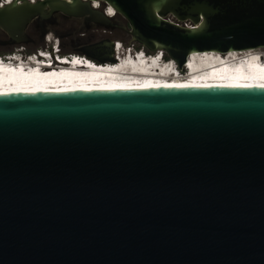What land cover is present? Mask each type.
<instances>
[{"label":"water","instance_id":"water-1","mask_svg":"<svg viewBox=\"0 0 264 264\" xmlns=\"http://www.w3.org/2000/svg\"><path fill=\"white\" fill-rule=\"evenodd\" d=\"M30 31L36 50L70 39L113 65L117 45H139L183 71L192 54L263 50L264 0L0 8V46L26 48ZM97 31L131 39L80 38ZM0 264H264V89L0 95Z\"/></svg>","mask_w":264,"mask_h":264},{"label":"bare ground","instance_id":"bare-ground-1","mask_svg":"<svg viewBox=\"0 0 264 264\" xmlns=\"http://www.w3.org/2000/svg\"><path fill=\"white\" fill-rule=\"evenodd\" d=\"M107 14L113 15L114 13L109 11ZM115 54L117 56V63L111 65L116 66L114 68L115 71L109 67L101 69V71L92 70L91 72L66 68L65 71L60 74L54 72L51 75L43 76L39 72V70H41L40 68L34 71L30 70L29 72H27L25 68L24 70L21 69L24 72L14 71L11 68L0 69V91L4 93H54L60 91H86L89 89L130 90L161 88L166 86L176 87L179 85H193V87L183 88H202L209 86L222 87V85L231 84L256 85L264 83V67H262L264 64H261L259 59V56L263 54L261 50L230 53L225 56L221 55L220 57L209 53L203 55L192 54L188 58V65L192 67L193 73L183 76L176 68L177 72L175 74H179L176 75V77H174L173 71L168 68L150 67L143 61L135 62L130 58L123 61V49L120 45H117ZM255 54L257 57H254V63L245 66L243 58H250ZM204 56L206 57L205 60L202 58ZM216 58L223 60L220 62L223 67L229 64H238L240 68H223L217 71L216 66L218 59ZM198 59L200 60L197 61ZM69 63L70 64L66 65H83L80 60ZM86 65H88V63H86ZM184 71H187V66H184ZM238 71L239 73H237ZM20 74L22 76H20Z\"/></svg>","mask_w":264,"mask_h":264},{"label":"rangeland","instance_id":"rangeland-1","mask_svg":"<svg viewBox=\"0 0 264 264\" xmlns=\"http://www.w3.org/2000/svg\"><path fill=\"white\" fill-rule=\"evenodd\" d=\"M68 27L69 26H66V29H68ZM75 27L76 28H78V26L75 24ZM94 38L96 39L95 40V42H85V44H90V43H97V42H100V41H102V40H104V39H106V38H111V35H109V34H104V32H102V31H97V32H95L94 34ZM103 35H105V36H103ZM101 39V40H100ZM112 39V38H111ZM63 41V42H62ZM51 42H53V40H51ZM58 43L61 45V49H62V47H63V50L65 51V52H67V53H71V51H73V49H74V43H72V41L70 40V39H64V40H61V41H58ZM47 44V43H46ZM46 44L43 46V48H45V46H46ZM51 44V43H50ZM82 45H84V44H82ZM81 45H79V46H77V47H80ZM17 48H13V49H11V50H8V49H6L5 47H3V46H0V55L1 54H6L7 52H9V53H14L15 52V50H16ZM27 49V53L28 54H31V53H33V51H36V47L35 48H31V49H29V47H27L26 48ZM135 49H137V48H135ZM261 52H263L264 53V49L263 50H261ZM154 54V53H153ZM152 54V55H153ZM3 56V55H2Z\"/></svg>","mask_w":264,"mask_h":264},{"label":"clouds","instance_id":"clouds-1","mask_svg":"<svg viewBox=\"0 0 264 264\" xmlns=\"http://www.w3.org/2000/svg\"><path fill=\"white\" fill-rule=\"evenodd\" d=\"M109 9H111V8H109ZM109 9H108V11H109ZM111 11L114 13V11L111 9ZM113 16H115V13L113 14V15H111V17H113ZM51 43V44H50ZM59 43H58V40H53V42H47V44H46V46H45V48H43V46L39 49V50H42V51H47V52H51V54H53V46L54 45H58ZM60 45V44H59ZM60 47H61V45H60ZM132 49H134V50H139V49H135L134 47H131ZM55 50H57V49H55ZM62 50V49H61ZM141 50H143V49H141ZM37 51V50H36ZM36 51L35 52H33V53H36ZM26 55H28V53H27V49L25 48V47H21V48H17L16 50H15V52L14 53H9L8 54V56H12V57H14V58H18V59H21L22 57H24V56H26ZM158 56H161V54H157ZM2 56V55H1ZM4 56V55H3ZM63 56H65V58L67 59V60H72L73 62L75 61V60H80L82 63H91V62H94V61H91V60H89V59H87L86 57H83V56H79V55H76V54H72V53H68V54H66V55H63ZM77 56V57H76ZM77 58H79V59H77ZM72 62V63H73ZM96 63V62H95Z\"/></svg>","mask_w":264,"mask_h":264},{"label":"trees","instance_id":"trees-1","mask_svg":"<svg viewBox=\"0 0 264 264\" xmlns=\"http://www.w3.org/2000/svg\"><path fill=\"white\" fill-rule=\"evenodd\" d=\"M64 25V24H63ZM62 25V26H63ZM104 34H107V33H104ZM109 35H111V38L112 39H117V40H120V41H123L126 45L128 44V42H129V40L131 39V37L129 36V35H127L126 33H124V32H122V31H115V32H113L112 34H109ZM29 36L31 37V39H33L34 41H35V43H32V44H30L28 47H29V49H31V48H35V47H37L38 45V35L36 34V33H34V32H32V31H30V33H29ZM103 36H105V35H103ZM84 39H88L89 38V36H84L83 37ZM101 40V39H100ZM63 42V41H62ZM93 42V41H92ZM95 42V41H94ZM42 46H44V45H42ZM42 46H40L39 47V49L42 47ZM3 47H5L6 49H8V46H3ZM134 48H137V49H143V50H145L146 52H148V53H151V52H149L148 50H146V49H144V48H142V47H140L139 45H134L133 46ZM27 48V47H26ZM9 50V49H8ZM33 52H35V51H33ZM73 51H71V53H72ZM9 54V52H7L5 55H8ZM66 54H68L67 52H65L64 50H63V47H62V55H66ZM73 54V53H72ZM151 54H153V53H151ZM1 55H4V54H1ZM0 55V56H1ZM164 56V58L166 59V60H170L169 59V57L166 55V54H164L163 55Z\"/></svg>","mask_w":264,"mask_h":264},{"label":"snow or ice","instance_id":"snow-or-ice-1","mask_svg":"<svg viewBox=\"0 0 264 264\" xmlns=\"http://www.w3.org/2000/svg\"><path fill=\"white\" fill-rule=\"evenodd\" d=\"M5 4L8 5H12L14 3H19V0H4ZM32 3H36V0H32ZM3 7V4H0V8ZM109 11H111V9H109ZM166 87H172V86H166ZM176 87H193V85H179ZM210 87V86H209ZM222 87H238V88H253V87H257V88H261L264 89V83H260V84H231V85H222ZM90 91V89H89ZM8 93H4L2 91H0V95H7Z\"/></svg>","mask_w":264,"mask_h":264},{"label":"flooded vegetation","instance_id":"flooded-vegetation-1","mask_svg":"<svg viewBox=\"0 0 264 264\" xmlns=\"http://www.w3.org/2000/svg\"><path fill=\"white\" fill-rule=\"evenodd\" d=\"M66 26H69L68 29H75V23L74 22H68V23H65L62 27H61V30L62 31H65L67 30L66 29ZM81 40L83 42H94L96 39L93 37L91 39H84L83 36H80ZM1 39V38H0ZM3 40V39H2Z\"/></svg>","mask_w":264,"mask_h":264},{"label":"built area","instance_id":"built-area-1","mask_svg":"<svg viewBox=\"0 0 264 264\" xmlns=\"http://www.w3.org/2000/svg\"><path fill=\"white\" fill-rule=\"evenodd\" d=\"M32 2V1H31ZM0 4H3V7L5 6V5H7V4H5L4 3V0H0ZM95 8H98L99 6H94ZM106 12H108V11H106ZM108 15V14H107ZM109 17H111V15H108Z\"/></svg>","mask_w":264,"mask_h":264}]
</instances>
